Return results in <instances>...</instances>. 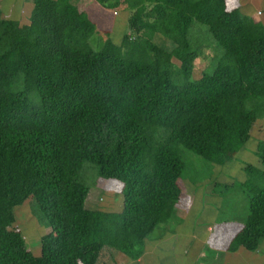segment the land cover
Listing matches in <instances>:
<instances>
[{
  "label": "trees",
  "instance_id": "1",
  "mask_svg": "<svg viewBox=\"0 0 264 264\" xmlns=\"http://www.w3.org/2000/svg\"><path fill=\"white\" fill-rule=\"evenodd\" d=\"M128 10L119 43L70 0H32V52L17 64L0 23V264H97L101 250L136 259L143 240L166 222L182 191L180 146L222 165L243 149L264 118V24L226 0H96ZM207 26L221 51L193 78L204 57L194 23ZM26 28V27H25ZM27 29V28H26ZM98 35V34H97ZM169 39L164 50L152 40ZM208 46V47H209ZM173 58L179 61L174 65ZM242 182L249 214L227 250H257L264 238V140ZM121 182V211L93 213L84 163ZM29 197L44 222L63 230L40 238V254L11 228Z\"/></svg>",
  "mask_w": 264,
  "mask_h": 264
},
{
  "label": "rangeland",
  "instance_id": "2",
  "mask_svg": "<svg viewBox=\"0 0 264 264\" xmlns=\"http://www.w3.org/2000/svg\"><path fill=\"white\" fill-rule=\"evenodd\" d=\"M1 4L0 23H3L4 36L18 67L13 79V82L17 83L21 77L20 57L30 55L32 52L29 27L32 0H19L18 3L14 0H2ZM226 4L228 8L238 7L241 13L264 24V0H226ZM80 6L79 8L86 9L84 4ZM102 8L109 11V14L104 19L93 15L98 18L95 24L100 29H98V35L95 34L90 38L94 48L102 46L106 32L110 33V37L116 43L121 41L124 32H130L127 28L128 10L115 11ZM10 10L16 11V15L21 18L12 20ZM189 36L196 43L203 38L200 42L203 44L202 51L205 56L194 61L192 72L193 78L196 79L200 78L204 71L212 68L214 63L212 56L217 45L207 26L196 22L192 25ZM152 41L167 51L172 47L171 41L164 37L156 35ZM207 43L213 45L214 49L209 45L208 47ZM216 48L219 52L221 51L218 47ZM173 62L175 66H178L177 59L173 58ZM251 134L255 140H264V118L255 122ZM255 140L249 142V149L246 147L245 150H239L222 165L209 163L201 156L180 146V157L184 168L178 183L182 194L171 214L173 215L176 211L178 215L177 207H186L182 220L174 223L175 218L170 216L166 222L155 226L151 234L145 238L144 249L148 248V258L145 261L139 262L125 256L119 250L112 251V255L115 253L122 256L128 264H264V238L254 252L244 249L229 252L226 247L230 237L242 227L249 214L250 194L245 191L242 181L246 178L245 165L257 166L256 150L255 152L251 150L256 146ZM81 177L83 182L91 188L87 200L92 212V220L96 219L93 213L121 211L129 206V200L120 192L121 182L102 177L93 163H84ZM14 216L15 221L11 228L22 232L27 248L35 255L40 254V238L49 232L60 233L65 223L63 218L60 227L55 229L49 227L44 222L32 197L14 208ZM209 226L214 227L212 233L207 231ZM230 227H232L231 231H229ZM176 239H179V245L172 249ZM154 247H157L158 251L152 254L151 250ZM107 250L108 248H104L102 252ZM119 261L118 257H112V260L110 258L105 263L100 260L97 264L111 262V264H119Z\"/></svg>",
  "mask_w": 264,
  "mask_h": 264
},
{
  "label": "crops",
  "instance_id": "3",
  "mask_svg": "<svg viewBox=\"0 0 264 264\" xmlns=\"http://www.w3.org/2000/svg\"><path fill=\"white\" fill-rule=\"evenodd\" d=\"M14 1H16V3H18L19 2V0H14ZM72 3H74V4H76L78 7H81L80 5L81 4H84L85 5V7H86V9H84V7L82 8L83 10H85L86 12H87V14H88V16L95 22L98 18H95V17H93V15H96L97 17L99 16V18H102V19H104V17L106 18L107 17V15L109 14V11H106L105 9H103L99 4H97V1L96 0H70ZM1 3H2V0H1ZM0 3V10H1V7H2V4ZM10 12V14H11V17H12V20L13 19H16V18H18V19H20L21 17L20 16H17L16 15V11H12V10H10L9 11ZM12 12V13H11ZM90 12H92V14H90ZM113 12V11H112ZM94 13V14H93ZM99 29V28H98ZM100 30V29H99ZM106 34V36H109L110 37V33L109 32H106L105 33ZM255 139H253V136H252V134H251V139L245 144V146H244V148L242 149V150H245L246 149V147H247V149H249V146H248V144H249V142L250 141H254ZM256 141V146H257V142H258V140H255ZM256 146H255V148L254 149H251V150H254V152H255V150H256ZM256 165H257V167H261V164H260V162H259V159H258V157L256 158ZM243 182V181H242ZM179 206V205H178ZM183 207V206H182ZM177 207V211H178V215H176V211H174V213H173V215L171 214V216H173L175 219H174V223L175 222H177L178 220H182V217H183V214H184V211H186V207ZM175 208H176V206H175ZM179 217V218H178ZM232 230V227H230L229 228V231H231ZM207 231L209 232V233H212L213 231H214V227H212V226H209L208 227V229H207ZM238 230H236V232H237ZM235 232V233H236ZM234 233V234H235ZM233 234V235H234ZM233 235L230 237V239L233 237ZM230 241V240H229ZM145 239L143 240V246H142V250H141V256L140 257H137L136 258V260L137 261H139V262H141V261H145L148 257H147V249L148 248H146V249H144L145 248ZM229 243V242H228ZM228 243H227V245H228ZM173 246L171 247L172 249L174 248V247H178V245H179V239H176V241H174V243L172 244ZM227 245H226V247H227ZM157 248V247H156ZM155 247L154 248H152L153 250H151V252H152V254H155L156 253V251H158L157 249H156ZM102 251V250H101ZM112 251H115V249L113 250V249H108L107 251H103V252H101V254H102V258L100 259L103 263H105V262H107V261H109L110 260V258H111V260H112V257H118V259L120 260L119 261V264H128V263H126L125 262V258H123L122 256H120V255H116L115 253H114V255H112ZM123 253V252H122ZM116 255V256H115ZM125 256H127L126 254H124ZM156 256H158V254L156 255ZM99 260V261H100ZM98 263V262H97ZM112 263V262H111ZM110 263V264H111ZM114 264H118V263H114Z\"/></svg>",
  "mask_w": 264,
  "mask_h": 264
}]
</instances>
